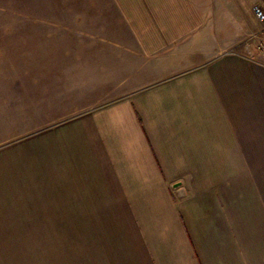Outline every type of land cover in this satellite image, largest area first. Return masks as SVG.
Listing matches in <instances>:
<instances>
[{
    "label": "crops",
    "instance_id": "0c3cea01",
    "mask_svg": "<svg viewBox=\"0 0 264 264\" xmlns=\"http://www.w3.org/2000/svg\"><path fill=\"white\" fill-rule=\"evenodd\" d=\"M257 1L0 0V264H264Z\"/></svg>",
    "mask_w": 264,
    "mask_h": 264
},
{
    "label": "rangeland",
    "instance_id": "374dc122",
    "mask_svg": "<svg viewBox=\"0 0 264 264\" xmlns=\"http://www.w3.org/2000/svg\"><path fill=\"white\" fill-rule=\"evenodd\" d=\"M229 5L233 8L236 9L237 12H239L240 15L244 16V17H249L250 13H249V8H250V4L252 0H227ZM1 14V12H0ZM4 19L3 15H0V23H4L2 22V20ZM11 22H13L12 20H15V17H10ZM2 35L4 36V38H7L6 32H2ZM2 38V36H1ZM246 38V37H244ZM241 41L243 42V40L241 39ZM240 41V42H241ZM241 42V43H242Z\"/></svg>",
    "mask_w": 264,
    "mask_h": 264
},
{
    "label": "built area",
    "instance_id": "2783aa9c",
    "mask_svg": "<svg viewBox=\"0 0 264 264\" xmlns=\"http://www.w3.org/2000/svg\"><path fill=\"white\" fill-rule=\"evenodd\" d=\"M252 11L264 29V0L257 1L252 5Z\"/></svg>",
    "mask_w": 264,
    "mask_h": 264
}]
</instances>
